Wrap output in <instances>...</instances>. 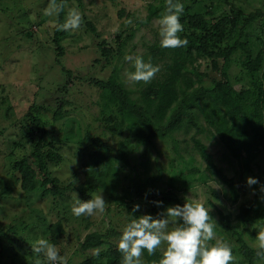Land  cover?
I'll return each mask as SVG.
<instances>
[{"label": "rangeland", "instance_id": "obj_1", "mask_svg": "<svg viewBox=\"0 0 264 264\" xmlns=\"http://www.w3.org/2000/svg\"><path fill=\"white\" fill-rule=\"evenodd\" d=\"M180 2L186 8L184 10L203 15L209 23L229 15L232 8H238L245 14L258 9L264 11V0ZM49 3V0H0V264H25L29 260L36 264L37 261L50 264L45 257L37 256L31 250L34 242L41 238L53 243L59 255L67 259V264H82L97 255V249H81L85 236L91 233L104 236L99 253L118 248L120 237L111 234H122L132 216L148 214L146 198L136 194L133 187L141 186L151 176L160 177L157 183L159 202L178 199L183 205L187 199V202L202 203L209 209V215L217 224L215 239L209 243L214 244L218 239L231 248L236 247V237L229 238L221 229V212L232 225H239L237 232L243 234L244 241L251 248L257 249L255 238L264 226L243 225L236 219L239 204L253 196L252 186L247 184L250 176H245V181L240 183L237 163L222 146L214 130L205 123L199 111L201 104L191 110L200 132L194 126L183 125L166 139L155 138L148 144L144 138L147 131L139 127L131 132L125 131L120 138L109 133L105 118L113 111V106L106 105L108 92L99 91L88 82L106 81L113 75L117 76L130 92V97L138 101L139 92L145 85L166 78L175 59L160 45L158 21L165 11L166 0H69L64 6L65 20L69 10L76 9L82 16V24L78 29L67 30V36L61 41L62 55L58 54L52 42L58 16L45 15ZM151 9L156 10L160 17L145 22ZM86 23L93 26L94 33L87 29ZM261 28V22H257L247 33L249 45L257 44V38L264 40ZM184 32L185 28L179 33L181 38ZM100 44L109 53L108 59L101 55ZM252 53L253 56L256 54L255 47ZM126 56H140L145 62L150 60L159 66L160 71L147 84L132 82L128 74L135 69L133 62L125 59ZM245 59L244 54L234 55L229 62L220 64L222 72L227 74L237 90L247 87L254 91L259 86L264 87L263 69L247 72L241 65ZM191 61L186 60L179 87L184 88L186 78L194 81L186 93L198 88H211L219 79V73L210 69L202 58H192ZM32 105L38 107V115L47 123L50 136L55 140L54 149L61 157L56 163H47L48 173L58 180L61 188L69 186L64 197L69 212L63 210L59 198L41 199L36 189L24 192L18 173L12 169L14 160L22 157L32 160V140L38 133L33 131L25 135L30 129L27 114ZM56 111L62 115L53 119ZM261 112L264 127V107ZM93 138L106 143L114 164H117L114 167L117 169L115 186L111 189L113 194L125 198V204L110 199L103 189L98 190L94 193H103L108 203L106 210L85 220L84 216H75L71 208L74 192L78 194L84 179L82 170L89 163L88 145ZM194 140L206 146L215 164L234 179L237 187L247 188L236 204L231 203L226 187L205 171V164L193 146ZM120 142L126 144L129 152L126 163L121 161L117 151ZM252 170L264 185V151ZM136 205H139V211L134 212ZM168 207L165 206L164 211ZM63 216L64 232L53 242L45 232L50 223ZM252 230L254 236L250 234ZM165 249L166 245H162L157 251L163 255ZM233 256L234 262L243 263V259L237 261L238 255ZM141 259L143 264H149L144 255ZM254 264H264V261Z\"/></svg>", "mask_w": 264, "mask_h": 264}, {"label": "trees", "instance_id": "obj_2", "mask_svg": "<svg viewBox=\"0 0 264 264\" xmlns=\"http://www.w3.org/2000/svg\"><path fill=\"white\" fill-rule=\"evenodd\" d=\"M50 1V0H49ZM69 0H63L65 3ZM59 3L60 0H57ZM186 9V8H184ZM156 10H149L145 22L153 18H159ZM59 23H64L65 10L59 13ZM261 22L262 33H264V11L260 9L245 14L238 8H232L229 15H223L214 23H209L201 14H190L189 10H184L181 16V23L185 32L182 39H187L188 43L184 47L175 49L167 48L174 56L173 65L169 67L170 73L161 82H152L139 92V100L135 101L130 97V92L123 87L117 76H112L106 81L88 80L99 91H107L106 105H112L113 111L105 118V127L109 133L118 138L126 132L133 131L135 128H142L147 131L145 142L150 144L151 140L158 138L164 140L169 134L179 130L183 125L194 126L197 131L201 129L192 115L193 108H199L205 123L214 130L217 138L228 154L236 161L238 166L240 183L245 181V176H250L259 181L253 175L252 169L258 156L264 151V127L263 114L261 108L264 107V87L235 89L226 73L222 72L220 64L229 62L238 53L245 55V60L241 63L243 68L249 72H258L263 69L262 79L264 80V40L257 38V44L249 45L248 32L255 23ZM57 24V23H56ZM87 29L94 33V28L90 23H86ZM53 44L59 55H62L61 41L67 36V30H57L53 28ZM101 55L108 59L109 53L103 45ZM252 46V47H251ZM256 48L253 56L252 48ZM202 58L210 69L218 72L220 77L209 89L198 88L193 92L186 93L191 89L194 81L184 79V88L179 87V82L183 76L186 60L192 58ZM69 73L67 77L69 78ZM36 105L29 108L27 114L29 132L36 131L38 136L32 140L33 151L30 155L32 160L25 157L14 160L12 169L18 173L21 180V188L24 192L37 190L39 197L59 198L63 210L68 211L65 205V192L69 186L61 188L56 178H51L48 173V162L56 163L61 157L55 151V140L50 136V131L41 117L38 115ZM208 109H211L209 112ZM62 112H53V119H57ZM87 140V137H86ZM87 142V141H86ZM153 145V144H152ZM151 145V146H152ZM193 146L205 164V171L209 176L218 180L230 193V201L236 204L242 194L247 192L246 187H237L233 178L226 175L223 168L218 167L207 152L206 146L200 141L194 140ZM87 158L89 163L83 166L84 179L81 188L78 190L79 199L87 201L91 194L98 190H104L112 200H119L125 204L124 197H118L112 193L115 186L117 164L108 152L105 142L99 138H93L88 145ZM118 154L124 163L129 159V152L126 144L120 142ZM178 157H180L178 155ZM114 165V166H113ZM159 176H151L145 179L141 186L133 189L136 194H142L146 198L148 205V215L157 216L164 212L165 206H183L177 199L161 200V206H157V198L160 194L157 183ZM108 180V181H107ZM36 186V187H35ZM261 182L252 185V199L241 202L238 206L236 219L239 224L264 226V193L261 191ZM145 188V190H143ZM57 204L60 203L57 201ZM64 211V212H65ZM220 226L222 231L230 238L235 236L236 247L232 248L233 255H238L242 264H254L264 259L256 255L257 249L251 248L243 238V234L237 232L239 225H232L227 216L219 213ZM88 219L87 215L83 217ZM65 216L58 219L55 223L48 225L45 234L56 242L64 232ZM111 234V233H110ZM251 235L254 236L252 230ZM4 235V234H3ZM1 235V236H3ZM112 236L120 237L121 234L112 233ZM104 236L98 233H91L85 236L81 244L83 251L98 249L102 246ZM1 251V244H0ZM149 264H158L162 254L158 251L150 256L146 250L143 251ZM122 253L118 248H109L102 251L99 255L90 257L82 264H121ZM238 262H232L237 264ZM25 264H36L33 260Z\"/></svg>", "mask_w": 264, "mask_h": 264}, {"label": "clouds", "instance_id": "obj_3", "mask_svg": "<svg viewBox=\"0 0 264 264\" xmlns=\"http://www.w3.org/2000/svg\"><path fill=\"white\" fill-rule=\"evenodd\" d=\"M64 10V2L50 0L45 9L47 16H59ZM184 5L180 0H166L165 11L158 21L160 25V45L162 48H179L187 45V39H182L179 33L183 32L181 16ZM82 24V16L76 9L68 12L64 23L57 21V30L78 29ZM126 60L133 62L134 71L128 74L132 82L149 83L160 71L159 66L151 61L145 62L140 56H126ZM255 178H247L249 186L258 184ZM264 192V185L261 186ZM159 207L162 202H154ZM108 203L103 193H93L87 201L78 199L74 192V201L71 211L77 216H92L96 213H104ZM133 211H139V205L134 206ZM123 228L118 241V250L122 253L121 264H143V251L152 256L162 245H166L162 258L158 264H232L234 256L231 246L216 239L215 243H209L215 239L214 229L216 222L209 215L202 203L186 202L183 206L168 207L157 216L148 214L134 217ZM170 218H173L170 220ZM258 249L256 255L264 259V228L258 230L256 238ZM32 252L37 256H43L50 264H67V259L59 255L58 249L47 239H37L32 247ZM99 255V249L96 250ZM37 264H40L37 261Z\"/></svg>", "mask_w": 264, "mask_h": 264}]
</instances>
